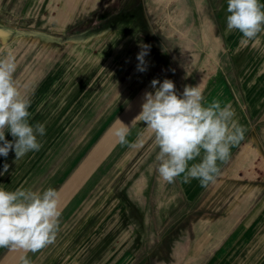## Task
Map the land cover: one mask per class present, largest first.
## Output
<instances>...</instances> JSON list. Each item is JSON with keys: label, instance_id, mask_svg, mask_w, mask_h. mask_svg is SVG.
Wrapping results in <instances>:
<instances>
[{"label": "rangeland", "instance_id": "obj_1", "mask_svg": "<svg viewBox=\"0 0 264 264\" xmlns=\"http://www.w3.org/2000/svg\"><path fill=\"white\" fill-rule=\"evenodd\" d=\"M140 1L119 0L117 7L113 0H0V22L8 25L10 34L20 36L7 41L0 58L12 53L13 79L31 102L29 122L45 125L38 141L54 139L53 147L30 151L10 173L29 155L35 156L33 162L43 161L23 184L24 189L40 192L49 185V170L53 174L68 155L75 156L51 187L61 193L55 239L32 252L38 255L31 264H264V153L243 149L246 153L234 157L230 170L194 197L183 189L182 176L174 183L159 178L155 142L135 156L112 157L111 151L108 157L86 163L87 153L124 114L129 100L111 116L110 104L123 90L117 101L125 96L128 86L134 94L144 85L154 92L153 79H170L182 95L186 85L194 87L207 77L209 85H215L221 67L240 60L229 57L231 48L225 43L227 0ZM100 7L109 9L107 23H97ZM69 23L74 24L66 38L73 39L69 29L74 28L81 30L83 41L63 43L48 37L49 31L61 32ZM211 29L221 35L213 43L211 34L210 42L206 39L205 31ZM39 31L48 33V42L41 41ZM86 33L91 36L85 38ZM233 33H239L241 54L262 41H244L240 32ZM216 46L219 53H211ZM141 51L147 53L144 71L138 70ZM145 93L114 126L127 125L141 112ZM253 107L242 105L241 110L248 113ZM102 123L90 138L91 129ZM7 137L13 139L10 133ZM83 139L89 143L81 155ZM115 145L118 151V141ZM14 160L11 151L6 162ZM230 227L225 241L232 247L213 249L210 245Z\"/></svg>", "mask_w": 264, "mask_h": 264}, {"label": "clouds", "instance_id": "obj_2", "mask_svg": "<svg viewBox=\"0 0 264 264\" xmlns=\"http://www.w3.org/2000/svg\"><path fill=\"white\" fill-rule=\"evenodd\" d=\"M227 12V32H240L244 41H254L264 32V5L260 0H227ZM146 54L141 51L137 56L139 71L145 70ZM15 68L9 51L0 58V156L6 158L14 151L16 163L30 151L41 149L37 137L45 134V125L30 124L31 102L18 90L13 79ZM260 74H264V66ZM151 86L155 91L144 94L142 111L131 124L142 121L153 134L159 148V178L166 183H174L181 176L184 183L198 179L205 187L214 183L220 173L217 162H226L230 148L244 138V129L234 119L231 105H222L219 100L205 102L199 85H186L182 95L170 79L162 83L153 79ZM6 133L13 139H6ZM129 134L126 124L115 131L120 145L134 147L127 140ZM197 158L199 162L190 164ZM9 167L5 163L3 171ZM58 199L53 188L36 192L23 187L13 191L0 187V248L27 254L51 244L61 215ZM21 264H31L27 255L21 257Z\"/></svg>", "mask_w": 264, "mask_h": 264}, {"label": "crops", "instance_id": "obj_3", "mask_svg": "<svg viewBox=\"0 0 264 264\" xmlns=\"http://www.w3.org/2000/svg\"><path fill=\"white\" fill-rule=\"evenodd\" d=\"M263 1L264 0H260ZM115 0H113L112 3H114ZM141 3V1L139 0ZM95 9V8H94ZM209 15V14H208ZM211 20L208 19V22L210 23ZM74 23H69L65 27H63L61 32H51L49 31L51 35H47V32L39 31V37L41 38V41L43 40L44 42H48V37L50 38H59L57 41L58 42H66L69 40H73L75 42L83 41V38L81 39L80 37L82 36L81 30H74L69 29L70 32H73V39H67L66 38V32L68 30V27ZM6 26V24L0 22V56L5 52V48L7 46V41L9 39L14 40V38H20V36H16L15 34L9 32V28L7 26L5 27L6 30L3 27ZM225 26V24H224ZM205 27V26H204ZM207 27V26H206ZM136 28L140 29L142 27L137 26ZM5 30V31H4ZM68 31V32H69ZM207 33L206 37L207 41L210 42L209 40L211 39V43L215 40H219L221 38V35L216 30H206ZM37 34V32H36ZM90 34V35H88ZM211 34V37H210ZM234 34V33H233ZM232 31L227 32L225 34V37H227L225 43H229V47L231 48L229 50V57L231 58H237L238 56L239 59L237 64H225L226 66H222L221 69L215 74L217 76L220 75L221 79L220 81H216L215 85L212 82V84L209 85L210 79L207 77L201 84H196L195 86L199 85V87L205 91V95H207V99L205 102H211L213 100H219L222 105L224 104H230L236 108L233 107V110L235 112L234 119L238 122V124L244 129V138L243 140L240 141L239 144L233 145L230 148V156L226 162H217L218 166L220 167V173L217 175H222V172H227V170H230L231 166L230 163L234 159V157L237 154H242L244 155L246 153V150L242 152L243 149L245 148H253L251 149L254 153H264V127L261 126L262 123L264 122V74L258 75V72H260V69L262 66H264V35L262 37L258 36L256 40L260 39V43L256 45V47L252 46L249 49L243 50L242 54L240 53L238 47L241 46V39L239 38L238 34H234L233 36ZM7 35V36H6ZM5 36L6 38H4ZM78 36V37H76ZM88 36H91V33H86L85 38ZM85 40V39H84ZM192 44L194 43L193 40H191ZM209 43V44H211ZM215 43V42H214ZM224 43V42H223ZM219 44V43H218ZM220 45V44H219ZM226 46V45H225ZM217 47V46H216ZM232 48L235 51V53L232 52ZM214 49V48H213ZM217 47V50H213L211 53L217 54L219 53L220 50ZM223 54V53H222ZM241 54V55H240ZM226 58V57H225ZM216 79V78H213ZM194 86V87H195ZM129 90L125 92V96H123L119 101L118 98L122 95L123 91L120 93V95L117 96V98L114 100V102L110 104L111 112L110 116L114 114L119 106H123L122 104L126 100L129 102L125 105L123 109H125L124 114L129 112L130 107L133 105L134 101L138 98L142 92H148L147 87L142 86L140 91H136V93H133V90L130 86H128ZM126 88V89H127ZM204 95V94H203ZM116 101V102H115ZM242 105H250L254 106L253 108H250V112L246 113L245 111L241 110ZM134 110V109H133ZM133 110L130 111V113L133 112ZM142 111V110H141ZM137 115H139L140 111H137ZM121 115L119 118H121ZM137 115H133V118L131 120V117L129 118V121L127 123V126L130 128V134L128 135L129 144H134V147H130L128 145H120L118 143V151L115 149V143L118 141L115 136V131L117 128L121 127V123L119 125L114 126L116 122L112 125V128L110 131L105 135L100 141V143L96 144V146L91 149L87 155L85 156L87 160L86 163L90 160V158H104L108 157L111 154L112 151V157H120V156H135L137 155L138 151L140 150L141 147L145 146L149 142H154L153 134L151 131L147 128V126L144 124L142 121H137L135 124H131V122L135 119ZM104 122V121H103ZM103 123L101 124V127H96L95 131L91 129V133H89L91 136L90 138L103 127ZM93 131V132H92ZM48 136V135H47ZM115 137V138H114ZM87 138V137H86ZM6 139L9 140V137ZM113 139V140H112ZM11 140V139H10ZM112 140V141H111ZM117 140V141H116ZM82 141V142H81ZM80 142L83 143L80 147L81 153L83 152V148L87 146L89 143L88 139H83ZM110 142H112V146L110 145ZM42 147L41 149H44V151L47 148H50L51 144L52 147L54 146V139L50 136L46 137L44 140H42ZM122 147V148H120ZM127 147V150L129 153L126 155L125 154V149ZM112 148V149H111ZM133 148L135 149L133 152ZM40 149V150H41ZM111 149V150H110ZM131 149V150H130ZM159 152V148L156 147ZM39 150V151H40ZM125 150V151H124ZM250 150V151H251ZM124 151V152H123ZM132 151V153L130 152ZM11 152V151H10ZM9 152V154H10ZM80 153V154H81ZM131 153V154H130ZM250 154V152H248ZM79 154V153H78ZM77 154V155H78ZM158 154V153H156ZM83 155V153L81 154ZM47 157V156H46ZM51 157V156H50ZM49 157V158H50ZM75 156L73 154L68 155L65 159V162L60 165V167L56 170L53 171V174L50 172V177L45 180L48 182L49 185L45 186L43 189L51 188L54 187L53 185L56 183L59 174H61L64 170L66 171L74 161ZM9 158V155L5 158L3 156H0V187L13 191L17 188L23 187V184L26 183L27 177L32 176V174L35 171V168H38L39 166L43 165V161L41 162H33L32 159H35V156L29 155L28 159L24 160L22 163H19L17 168L10 173V167L12 165H15L17 163H11V161L6 162L7 159ZM48 158V159H49ZM251 158V157H250ZM31 161H28V160ZM200 158H197L195 161H192V163H197L199 162ZM69 160V161H66ZM7 163L10 167L7 172L3 171V166L4 164ZM37 163L39 165H37ZM50 164V163H49ZM37 165V166H36ZM230 166V168H228ZM59 173V174H58ZM64 173V172H63ZM150 174V173H149ZM216 176V177H217ZM40 181H43L40 180ZM183 189L187 191V195L190 197H194L198 195L201 192V189L204 186H201V183L198 179H192L189 183H183L182 185ZM24 188V187H23ZM40 189V192H43L44 190ZM196 189V190H194ZM42 190V191H41ZM59 194V192H58ZM61 194V193H60ZM60 194L58 196H60ZM235 228V226H232ZM230 227L229 229L221 231V238L214 244L210 245L213 246L212 248L217 250L220 248H226L228 249L229 247H232L231 244H226V238L227 236L232 233ZM263 236H264V228H263ZM253 242V241H252ZM27 255V258L29 259L30 262L37 257L38 254H32V252H28L27 254L24 253L23 250H10L8 248H0V264H21V257ZM204 260V261H203ZM203 263L206 262V259H203ZM264 261V259H263ZM201 262V260H200ZM202 263V262H201Z\"/></svg>", "mask_w": 264, "mask_h": 264}, {"label": "trees", "instance_id": "obj_4", "mask_svg": "<svg viewBox=\"0 0 264 264\" xmlns=\"http://www.w3.org/2000/svg\"><path fill=\"white\" fill-rule=\"evenodd\" d=\"M116 1H117V2H116ZM118 2H119V0H115V2H114V4H117V7H118ZM117 7H116V8H117ZM120 8L122 9L123 7H120ZM120 8H119V9H120ZM119 9H118V10H119ZM124 9H125V8H124ZM124 9H122V10L124 11ZM108 10H109V9H107V10H106V9L102 10V7H100V9L97 10L98 12H97L96 15H95V16L98 17V18H97V23H99V24L102 23V22L107 23V19H109V16H108V15H109V14H108L109 11H108ZM122 10H121V11H122ZM101 12L104 13L105 15L103 16V14H101ZM99 16H100V17H99ZM116 16H117V15H116Z\"/></svg>", "mask_w": 264, "mask_h": 264}]
</instances>
